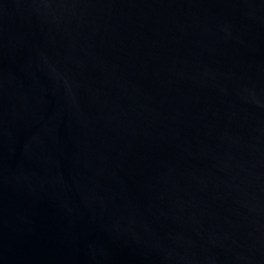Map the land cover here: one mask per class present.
I'll return each instance as SVG.
<instances>
[{"label": "water", "instance_id": "1", "mask_svg": "<svg viewBox=\"0 0 264 264\" xmlns=\"http://www.w3.org/2000/svg\"><path fill=\"white\" fill-rule=\"evenodd\" d=\"M0 264H264V0H0Z\"/></svg>", "mask_w": 264, "mask_h": 264}]
</instances>
